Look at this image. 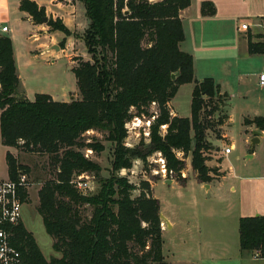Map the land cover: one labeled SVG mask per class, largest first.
<instances>
[{
    "label": "trees",
    "instance_id": "trees-1",
    "mask_svg": "<svg viewBox=\"0 0 264 264\" xmlns=\"http://www.w3.org/2000/svg\"><path fill=\"white\" fill-rule=\"evenodd\" d=\"M80 1L88 19L83 40L93 60L79 57L71 67L79 99L58 101L48 93H36L30 100L19 95L12 42L0 36V142L17 151L47 155L52 177L38 189L36 209L60 256L46 259L22 222L12 226L13 240L24 264H167L159 201L149 182L142 181L139 194L133 195L136 186L117 172L130 169L133 158L145 164L160 152L167 171L181 184L187 179L181 175L184 161L179 154H191L198 181L221 175L206 164L205 153L211 149L207 131L215 124L222 128L228 118L224 113L213 119L221 107L227 108L228 96L212 77L196 80L192 55L179 48L184 39L180 11L191 0ZM19 9L33 23H44L45 8L34 0H21ZM200 13L214 14L213 2L202 1ZM45 24L51 31L70 34L60 18L49 16ZM247 51L264 54V41L248 39ZM190 82V115H173L169 101L180 85ZM142 116L149 120L148 142L142 138L127 146L128 123ZM243 123L264 129L262 116L244 118ZM89 130L106 132V139L114 143L108 177H101L100 165L80 150L104 149L97 141H84ZM5 162L9 179L28 171L8 150ZM89 173L100 182L96 193H83L78 187V177ZM155 174L152 180L161 177ZM20 197L26 202L25 187ZM84 206L91 207L88 217L82 213ZM238 234L241 252L264 258V215L240 217Z\"/></svg>",
    "mask_w": 264,
    "mask_h": 264
},
{
    "label": "crops",
    "instance_id": "crops-1",
    "mask_svg": "<svg viewBox=\"0 0 264 264\" xmlns=\"http://www.w3.org/2000/svg\"><path fill=\"white\" fill-rule=\"evenodd\" d=\"M20 1L0 0V19L6 22L0 24V36H8L12 42L14 63L19 78L18 94L32 100L34 95L40 92H37V87L34 88L27 84V80L41 76L38 69L33 70L32 68L45 62L52 63L55 59L63 57L68 59L71 70L74 60L69 57L71 53H68L67 49L70 50L68 45L73 42L70 34L65 35L59 30L51 31L45 23H33L31 17L19 9ZM34 1L39 6H44L47 18L49 16L53 19L60 18L69 31L73 28H80L79 24L81 23L83 31L88 26L85 8L80 0H77L76 4L72 0H68L66 3L58 0ZM202 1L204 0H191L190 5L180 11L184 39L179 43V48L183 50L184 46L185 50L183 51L192 55L196 80L212 77L206 73L199 74L198 79L196 77L197 58L204 55L197 49L198 40L200 39L202 43L206 44L204 51L206 53H220L222 48H226L229 53L221 58V63L223 66L233 63L237 65V71L234 74L235 83L237 87L244 88L239 92V95L246 98V95L251 92V88H249L251 84L259 86L258 75L264 72V64L258 71L253 70L255 62L264 60V54H249L247 51L248 39L253 42L264 41V0H209L215 7V13L212 15L200 13ZM240 13L245 14L243 18L238 16ZM238 17L241 21H238ZM242 22L248 24L246 30L240 29ZM3 26H6L7 30L3 31ZM237 32L242 37H239ZM225 33H230L229 44L217 45ZM61 36L60 41L63 43L66 41L67 48H64L62 43V46L57 45L58 48L55 49V42ZM50 48H53L55 53L49 51ZM212 48L215 50L212 51ZM240 54L242 56H239ZM226 75H230V72ZM249 75L253 79H250ZM212 78L220 85L221 93L226 92L228 96L226 108L228 118L222 125V128L223 126L227 128L231 122L230 96L226 88L227 84H225L227 81L224 83L222 80H216L214 76ZM193 85L192 83V88ZM259 89L263 93H260L257 98L256 109L251 112L252 115L246 112L241 121L245 131H248L246 139L249 142L254 137L253 131H258L257 143L264 139V129L257 128L255 124L245 125L243 120L244 118L252 119L255 116L264 117V88L259 86ZM69 91L63 90L62 87L58 90L48 88L44 89L43 93L50 94L54 100L66 101L65 96ZM29 95H32V98ZM168 105L173 115L180 116L175 110L172 100ZM189 115L190 112L187 116ZM226 137L227 132H222L221 138ZM230 142L234 147V143L231 140ZM3 147L5 148L4 158L7 150L18 158L22 153L12 147ZM231 153L232 150L229 153H223L222 161L224 162L226 158L229 161ZM253 155L252 151L246 153L245 156L251 158ZM227 170L225 167V172L216 176L218 179L212 178L209 182H200L195 175L192 176L191 181L188 178L184 184L162 177L152 181L150 186L154 197H156L154 187L160 181L168 185L179 183L178 185L184 193H179L177 198L185 197L181 205L178 204V200L173 201L170 209H162L161 201L156 197L159 201L161 222L164 224L162 227V255L167 264H264V258H256L252 254L241 252L238 234L240 217L264 215V167L259 173L250 175L247 182L230 183L229 186L226 181ZM7 178L6 166L0 180ZM186 183L190 185L187 186ZM51 256L59 257L60 253L55 252Z\"/></svg>",
    "mask_w": 264,
    "mask_h": 264
},
{
    "label": "rangeland",
    "instance_id": "rangeland-1",
    "mask_svg": "<svg viewBox=\"0 0 264 264\" xmlns=\"http://www.w3.org/2000/svg\"><path fill=\"white\" fill-rule=\"evenodd\" d=\"M58 1L66 3L68 0ZM72 1L75 4L77 2V0ZM244 15L245 14L240 13L238 16L240 18H243ZM240 18L238 19V21H241ZM3 23L6 22L0 19V24ZM82 25L83 24L81 23L79 24L80 28H73L70 31V37H72L73 44L68 45V48H70V50L67 49V52L71 53L69 57L71 58V60H74L73 65L77 63L76 59L79 57L84 60H93L91 54L87 52L86 45L84 43V40L82 39L84 37ZM237 35L239 37H242L238 32ZM62 36L60 38H57V42H55L56 45L62 46V44L59 45ZM229 38L230 33L223 34L221 36L222 40L218 41L217 45L221 46L229 44ZM63 45L64 48H67L66 41L65 43H63ZM54 48L56 49L55 46ZM197 49L201 51L199 53L204 54L200 55L201 58H197L198 61H196L197 79L199 74L206 73L212 77L214 76L216 80H222V82L224 81V83L225 81H227L225 84H227L226 88L230 96V124L227 125V128L226 126H223V128H219L218 125L215 124L213 126V131H207L211 149L205 153V155L207 156L206 164L212 169L218 171L217 173L219 174L224 173V169L226 167L228 169L226 176L228 186L230 185V183H245L249 180L250 175L259 173V171L264 167V139L260 143H256L254 147H251V143L248 139H246L248 131H245V127L241 121L246 112H249V114L252 115L251 112L256 109L255 104L257 98L259 94L263 92H261L258 85H254L252 83L249 87L252 90L250 89L251 92L246 95V98L239 95V92H241L242 89L244 90V88L237 87L235 83L234 74L237 71V65L233 63L231 65L228 64L227 66H223L221 63V58L227 56L229 53L226 48H222L220 53H206L204 52L206 49V44L202 43L199 39L197 42ZM183 50H185L184 46ZM214 50L215 48H212V51ZM49 51L55 53L53 51V48H50ZM239 56L242 55L240 54ZM205 63L207 65H204ZM263 64V59L255 62L253 70L258 71L260 66ZM32 69H38L37 71L41 73V76L30 78L29 81L27 80V84L33 86L34 88L37 87V92L43 93L44 89L54 88L58 90L62 87L63 90H70L68 95L65 96L66 101L80 98L76 79L73 75V72L70 70L68 59L60 57L55 59L52 63L45 62L42 64H38V66ZM229 72L230 75H226ZM249 78L253 79L251 75H249ZM191 90L192 83H184L179 86L175 96L171 99L175 110H177L180 116H187L190 112ZM29 97L32 98V95H29ZM220 109L221 112L218 111L219 113L217 112L213 117L215 121L219 117L217 116V114L220 115L226 113L225 107H221ZM150 111L153 113L156 111L155 105H151ZM127 127L128 134L124 140L127 146L133 147L142 138L144 139L145 143L148 142L149 120L147 119V117L142 116L139 117V119H134V121H130L128 123ZM161 129L162 131H164L165 126L161 127ZM224 131L227 132V137L221 138L220 135ZM215 134H217V136ZM229 138L232 143H234V147L232 148L231 155H229V161L227 160L228 158H226L224 163L222 161V155L224 153L223 149L226 146L231 145ZM83 139L85 142L97 141L103 144L104 149L99 153L94 151L91 152L89 149L86 150V147L80 148V150L100 165L101 170L99 174L101 177H108L113 158L114 143L106 139V132L98 130H89L85 132L83 134ZM4 149L5 148L0 142V176L4 174L6 167ZM252 151L254 152L253 157L247 158L245 156L246 153H251ZM179 156L184 161L182 171L185 175H182V177L186 176V179L190 178L189 181H191L192 176L195 175L194 170L191 166V154L189 153L184 158L181 157V154H179ZM154 157L155 159H157L159 157V154L153 153L152 155H150L147 158L145 164H143L140 159L133 158L132 167L130 169L123 168L117 172V175L119 176H127L131 183L136 186V189L133 190V195L139 194L142 181L147 180L151 185L153 181L152 177L156 175L152 169L158 168L159 165V163L155 162ZM19 162L28 167V171L25 173L29 182L26 187L27 200L21 207V221L23 226L32 233L33 237H35L36 243L43 256L45 258H49L51 254H55L56 252L52 248L53 239L45 231L41 216L36 209V206L38 204L37 191L46 179L52 177V172L48 165V157L46 154H40L37 152L29 153L23 151L19 156ZM212 177L214 179H218L215 175ZM81 179V182L85 183V185H82L80 188L83 193H96L99 190L100 182L97 180V177L93 175V173H89V176H84ZM178 184L179 183L168 185L160 181L155 185L154 195L161 201L162 209H170L172 206V202L176 200H178V204L181 205V203L185 199V197L177 198V195L179 193H184L183 189H181L180 185ZM188 185L190 184H187V186ZM82 213L85 217H88L91 213V207L84 206V208H82Z\"/></svg>",
    "mask_w": 264,
    "mask_h": 264
},
{
    "label": "built area",
    "instance_id": "built-area-1",
    "mask_svg": "<svg viewBox=\"0 0 264 264\" xmlns=\"http://www.w3.org/2000/svg\"><path fill=\"white\" fill-rule=\"evenodd\" d=\"M248 24L242 22L240 24L241 30H246ZM2 30H7L6 26L2 27ZM259 86L264 88V72L259 73L258 75ZM164 125H162L163 127ZM233 146L228 145L223 149L224 153H229L232 150ZM159 157L154 160L159 163L158 168H154V173H159L161 177L174 179L173 172L167 171L165 166V161L160 155V152H157ZM181 175H185L184 172H181ZM85 175H80L78 182V187L81 188L82 177ZM29 184L28 178L25 172L19 171L16 179H4L0 180V264H24L21 250L14 243V232L12 226L17 225L21 221V207L24 204V201L20 197V189L26 188ZM164 226L161 222V228Z\"/></svg>",
    "mask_w": 264,
    "mask_h": 264
},
{
    "label": "water",
    "instance_id": "water-1",
    "mask_svg": "<svg viewBox=\"0 0 264 264\" xmlns=\"http://www.w3.org/2000/svg\"><path fill=\"white\" fill-rule=\"evenodd\" d=\"M46 21H47V16H44V17H43V22L45 23ZM55 47L58 48L57 45H55ZM175 76H176L175 73L171 74V78H172V79H174ZM253 135H254V137H253V138L251 139V141H250V143H251V147H254V145L258 142V137H257V135H258V131L254 130V131H253Z\"/></svg>",
    "mask_w": 264,
    "mask_h": 264
}]
</instances>
